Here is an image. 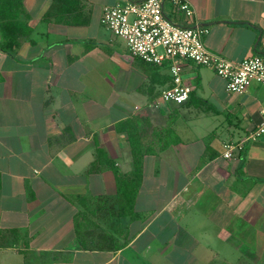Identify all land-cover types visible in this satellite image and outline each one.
Returning <instances> with one entry per match:
<instances>
[{"label":"crops","instance_id":"1","mask_svg":"<svg viewBox=\"0 0 264 264\" xmlns=\"http://www.w3.org/2000/svg\"><path fill=\"white\" fill-rule=\"evenodd\" d=\"M129 1L0 0V264H264V134L222 156L264 118V83L230 92L179 59L188 100L155 107L170 61L102 22ZM187 1L164 13L207 49L264 53V0Z\"/></svg>","mask_w":264,"mask_h":264},{"label":"built area","instance_id":"2","mask_svg":"<svg viewBox=\"0 0 264 264\" xmlns=\"http://www.w3.org/2000/svg\"><path fill=\"white\" fill-rule=\"evenodd\" d=\"M167 2L175 12L191 17L193 8L187 0H141L117 3L103 8L102 22L112 34L123 38L132 56L161 65L170 61L172 85L161 90L155 107L164 103L182 104L190 96L191 88L184 84L176 60H191L209 66L224 79L230 92H243L251 83H264V53L254 54L234 62L207 49L203 35L205 26L178 24L163 10ZM264 134V118L258 126L238 141L223 143L222 156L233 159L244 142Z\"/></svg>","mask_w":264,"mask_h":264},{"label":"trees","instance_id":"3","mask_svg":"<svg viewBox=\"0 0 264 264\" xmlns=\"http://www.w3.org/2000/svg\"><path fill=\"white\" fill-rule=\"evenodd\" d=\"M1 6V5H0ZM3 7H6V8H8L9 9V7L11 6V3L10 2H8L7 4H4V2H3V5H2ZM14 25V24H13ZM11 23H8V25H6V30H9L11 27ZM5 34H6V36H5ZM4 34V37H5V40L6 41H8L9 42V40L11 39V38H13L14 37V34L13 35H11L10 34V31L8 32V33H5Z\"/></svg>","mask_w":264,"mask_h":264},{"label":"rangeland","instance_id":"4","mask_svg":"<svg viewBox=\"0 0 264 264\" xmlns=\"http://www.w3.org/2000/svg\"><path fill=\"white\" fill-rule=\"evenodd\" d=\"M196 230H197V228H196ZM198 237L201 238V236H198ZM261 249H264V241L262 239H259V249H258V251L261 252Z\"/></svg>","mask_w":264,"mask_h":264}]
</instances>
